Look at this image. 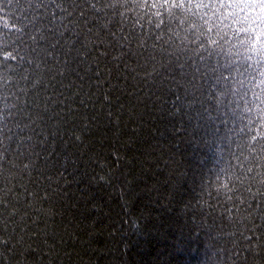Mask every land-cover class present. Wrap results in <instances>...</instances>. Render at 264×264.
<instances>
[{
  "label": "trees",
  "instance_id": "16d2710c",
  "mask_svg": "<svg viewBox=\"0 0 264 264\" xmlns=\"http://www.w3.org/2000/svg\"><path fill=\"white\" fill-rule=\"evenodd\" d=\"M0 264H264V0H0Z\"/></svg>",
  "mask_w": 264,
  "mask_h": 264
},
{
  "label": "bare ground",
  "instance_id": "6f19581e",
  "mask_svg": "<svg viewBox=\"0 0 264 264\" xmlns=\"http://www.w3.org/2000/svg\"><path fill=\"white\" fill-rule=\"evenodd\" d=\"M101 185V184H100ZM25 205V204H24ZM154 219V218H153Z\"/></svg>",
  "mask_w": 264,
  "mask_h": 264
}]
</instances>
